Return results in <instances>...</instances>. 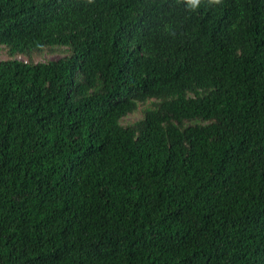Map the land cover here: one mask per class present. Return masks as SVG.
Wrapping results in <instances>:
<instances>
[{
	"label": "trees",
	"instance_id": "16d2710c",
	"mask_svg": "<svg viewBox=\"0 0 264 264\" xmlns=\"http://www.w3.org/2000/svg\"><path fill=\"white\" fill-rule=\"evenodd\" d=\"M0 264H264V0H0Z\"/></svg>",
	"mask_w": 264,
	"mask_h": 264
},
{
	"label": "clouds",
	"instance_id": "9594fccd",
	"mask_svg": "<svg viewBox=\"0 0 264 264\" xmlns=\"http://www.w3.org/2000/svg\"><path fill=\"white\" fill-rule=\"evenodd\" d=\"M210 4H219L221 0H208ZM201 3V0H186V4L190 9H196Z\"/></svg>",
	"mask_w": 264,
	"mask_h": 264
},
{
	"label": "rangeland",
	"instance_id": "374dc122",
	"mask_svg": "<svg viewBox=\"0 0 264 264\" xmlns=\"http://www.w3.org/2000/svg\"><path fill=\"white\" fill-rule=\"evenodd\" d=\"M63 54H60V55H57V54H52V55H49V57H51V59L53 58H58L59 56H62Z\"/></svg>",
	"mask_w": 264,
	"mask_h": 264
}]
</instances>
